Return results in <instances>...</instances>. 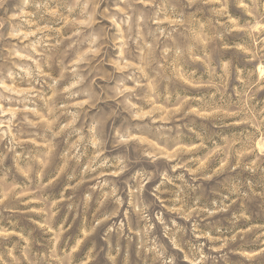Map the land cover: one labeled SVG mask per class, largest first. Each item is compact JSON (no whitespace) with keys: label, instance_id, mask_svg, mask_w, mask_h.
I'll list each match as a JSON object with an SVG mask.
<instances>
[{"label":"rangeland","instance_id":"374dc122","mask_svg":"<svg viewBox=\"0 0 264 264\" xmlns=\"http://www.w3.org/2000/svg\"><path fill=\"white\" fill-rule=\"evenodd\" d=\"M0 264H264V0H0Z\"/></svg>","mask_w":264,"mask_h":264}]
</instances>
